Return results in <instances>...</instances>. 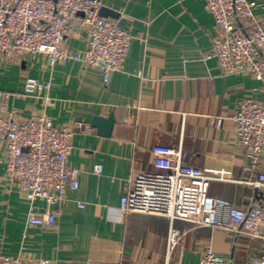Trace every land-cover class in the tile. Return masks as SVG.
<instances>
[{"label":"crops","instance_id":"0c3cea01","mask_svg":"<svg viewBox=\"0 0 264 264\" xmlns=\"http://www.w3.org/2000/svg\"><path fill=\"white\" fill-rule=\"evenodd\" d=\"M255 1L261 5L255 12L262 15L264 0ZM102 2L120 13L114 20L133 36L123 69L113 72L108 84L98 69L71 58L86 46L78 28L55 66L43 56L0 55V89L10 93L5 109L14 110L16 119L46 113L72 127L68 166L80 169L79 188L69 189L55 207L56 226L31 225L30 202L5 178L0 147V257L23 254L50 264H166L170 221L119 210L137 174L154 170L158 144L181 149L185 163L208 177L204 184L192 181L193 187L251 210L263 201V190L247 182L257 173L244 170L248 160L234 123L226 120L216 128L213 118L233 115L245 99L264 103V77L222 74L218 60L209 57L220 29L205 0ZM28 76L52 81L48 106L41 97L24 94ZM111 115L114 123L106 134V123L94 120ZM96 165L103 166L101 174L94 172ZM36 205L39 212L45 209L42 200ZM174 227L182 237L172 258L184 264L199 263L207 246L230 264H249L251 256L264 253L263 239L235 236L222 227L181 220Z\"/></svg>","mask_w":264,"mask_h":264},{"label":"built area","instance_id":"2783aa9c","mask_svg":"<svg viewBox=\"0 0 264 264\" xmlns=\"http://www.w3.org/2000/svg\"><path fill=\"white\" fill-rule=\"evenodd\" d=\"M219 27L212 54L220 63L222 74L250 73L264 77V5L255 0H205ZM102 0H0V54L10 58L26 55L46 57L51 66L65 57L67 37L77 28L84 31L86 46L71 58L98 69L108 84L112 73L122 70L132 41V33L116 20L101 15ZM51 80L28 76L24 84L27 97H41L46 106ZM10 93L0 89V147L5 156V178L30 202L28 223L54 228L55 207L64 202L69 189L79 188L80 169L68 166L73 150L74 129L55 123L43 113L28 120L16 119L14 110H6ZM226 120L234 123L239 144L244 148L248 174L257 179L247 181L264 193V103L253 99L241 101L236 112L216 116V128ZM152 171H142L121 199L122 215L141 213L158 215L170 221L166 264H184L173 260L181 233L174 227L177 220L197 227H222L235 236L245 235L264 240V196L255 209H247L232 201L211 196L204 188L191 184L208 177L201 169L185 163L181 149L158 144ZM102 165L94 172L101 174ZM38 200L45 209L38 211ZM83 206V205H81ZM0 264H50L48 260H32L23 254L0 257ZM197 264H230L227 257L207 246ZM249 264H264V253L250 257Z\"/></svg>","mask_w":264,"mask_h":264},{"label":"water","instance_id":"95a60500","mask_svg":"<svg viewBox=\"0 0 264 264\" xmlns=\"http://www.w3.org/2000/svg\"><path fill=\"white\" fill-rule=\"evenodd\" d=\"M101 15L104 16V17H107V18H113V19H118L119 16H120V13L113 10V9H110V8H107V7H104L102 10H101ZM101 123H106V130L107 131H104L106 134H110L111 130H112V126H113V123H114V118L113 116L111 115L106 121L105 120H102L101 118H95L94 120V124H97L99 126H101L100 124Z\"/></svg>","mask_w":264,"mask_h":264},{"label":"rangeland","instance_id":"374dc122","mask_svg":"<svg viewBox=\"0 0 264 264\" xmlns=\"http://www.w3.org/2000/svg\"><path fill=\"white\" fill-rule=\"evenodd\" d=\"M1 55V54H0ZM3 56V55H2ZM26 56H32V55H26Z\"/></svg>","mask_w":264,"mask_h":264}]
</instances>
